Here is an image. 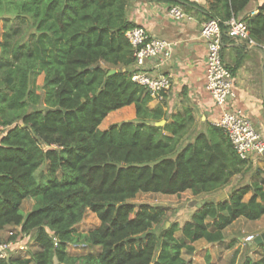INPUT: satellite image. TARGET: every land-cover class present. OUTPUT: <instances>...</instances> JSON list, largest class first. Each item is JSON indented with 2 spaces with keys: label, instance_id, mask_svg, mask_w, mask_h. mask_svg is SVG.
<instances>
[{
  "label": "trees",
  "instance_id": "obj_1",
  "mask_svg": "<svg viewBox=\"0 0 264 264\" xmlns=\"http://www.w3.org/2000/svg\"><path fill=\"white\" fill-rule=\"evenodd\" d=\"M250 1L208 0V19L225 30L236 15L264 44V2L242 15ZM131 2L0 0V234L19 226L35 232L39 246L30 256L11 250L0 264H190L183 254L193 253L197 240L222 241L238 218L264 216V180L204 200L182 224L167 226L166 208L130 201L140 192H216L248 163L214 123L192 137L191 108L168 116L164 102L149 106V91L132 80ZM130 104L134 119L100 128ZM29 198L35 202L25 214ZM88 210L100 224L79 232ZM6 240L20 239L13 232ZM80 244L90 249H70ZM257 247L260 256L242 264H264V243Z\"/></svg>",
  "mask_w": 264,
  "mask_h": 264
},
{
  "label": "crops",
  "instance_id": "obj_2",
  "mask_svg": "<svg viewBox=\"0 0 264 264\" xmlns=\"http://www.w3.org/2000/svg\"><path fill=\"white\" fill-rule=\"evenodd\" d=\"M263 2L264 0H251L242 15L257 11L259 5ZM173 4H179L188 17L176 19L171 16L168 9ZM208 14V0H132L128 9L129 20L136 25H143L153 36L175 43L169 59L148 60L144 69L150 73L172 75L171 89L163 101L168 116L184 107H189L193 110L196 118L195 128L203 131L207 130V123H216L223 110L221 106L214 102L205 87L207 47L205 40L200 35V30L202 24L208 20ZM223 41V61L233 74V89L235 92V96L229 100L227 106L240 110L242 114L249 117L264 137V50L248 46L246 43L227 35H225ZM131 68L135 71L138 66L134 62ZM161 103L152 99L149 106L155 107ZM135 117V105L130 104L110 112L101 122L100 128L106 129L112 123L131 120ZM247 160L248 163L243 172L232 178L234 182L231 180L230 184L224 188V192L228 187L231 188L230 192L235 187L264 180V161L255 155ZM240 179L245 181L239 182ZM251 195L252 192L248 193L245 199H248ZM263 218L264 216L254 222H263ZM242 220L251 222V220L244 217L238 218L223 230L224 238L222 241L209 242L205 239L196 241H199L203 246L202 248L205 249L204 257L207 262L212 259L211 254L216 253L217 247L224 246L222 250L228 253L235 246V242H227L229 241L228 234L230 227L242 222ZM263 232L264 229H255L246 236L250 234L256 236ZM2 233L3 231L0 238ZM239 240V245H242L240 237ZM195 243L193 254L198 252ZM246 243L247 247H257L252 242L248 241ZM189 262L192 263L191 260Z\"/></svg>",
  "mask_w": 264,
  "mask_h": 264
},
{
  "label": "built area",
  "instance_id": "obj_3",
  "mask_svg": "<svg viewBox=\"0 0 264 264\" xmlns=\"http://www.w3.org/2000/svg\"><path fill=\"white\" fill-rule=\"evenodd\" d=\"M168 10L169 14L176 19L188 17L179 4L171 5ZM221 23L218 18H209L202 24L200 30V35L205 40L207 47L205 87L214 102L223 108L215 124L225 129L234 149L241 158L250 159L255 155L264 160V137L262 133L255 127L252 120L242 114L240 110L227 106L229 100L235 96L234 77L222 56L224 35L238 39L248 46H259L263 50L264 44H257L251 38L246 22L236 15H232L224 22L225 30L222 29ZM126 34L135 49V63L138 66L132 73V80L143 85L149 91L152 99L163 102L171 89L172 75L150 73L144 69V66L151 59H169L175 43L153 36L143 25H135ZM12 233L10 232V234ZM254 238L255 236L250 234L246 236L245 241L253 242ZM24 249L26 246L22 241L6 240L0 243V257H7L11 250Z\"/></svg>",
  "mask_w": 264,
  "mask_h": 264
},
{
  "label": "rangeland",
  "instance_id": "obj_4",
  "mask_svg": "<svg viewBox=\"0 0 264 264\" xmlns=\"http://www.w3.org/2000/svg\"><path fill=\"white\" fill-rule=\"evenodd\" d=\"M3 21L0 20V38L1 33L3 31ZM44 83V73L39 74L36 77L35 80V86L37 88V91L39 93L42 92V86ZM197 128L194 132L191 133V136L193 137L195 133L197 132ZM264 161V160H262ZM233 181V180H232ZM245 181V180H239ZM234 182V181H233ZM231 189V188H230ZM229 187L226 188V192H229ZM225 189L216 191V192H210V193H203L200 195H193L191 191H185L180 196L177 195H167V194H160V193H149V192H140L138 193L134 198H132L130 201L135 203L136 205L140 203H148L154 206H157L159 208H166L167 211V217L169 225L171 222L178 221L179 223H183L184 220L189 218L194 211L196 207H198L204 200L212 199V200H218V197L226 192H224ZM33 199H26L23 202L22 205V211L23 213H27L34 205ZM263 222L256 223L254 221H246L242 220V222H239L235 225H232L230 227V231L228 234L229 241L227 242H235L234 247L230 249V251L227 253L225 250H222V247L216 248V253L212 256V259L207 262L204 257V250L201 245V243L196 242L197 247V254H189L184 252L185 258H187L189 261L191 260V264H241L248 256H251L252 259L256 260L260 256V249L256 246L247 247V241L245 242L246 235L249 232H252L253 230H262L264 229V218L262 220ZM166 222V223H167ZM100 220L98 219L97 215L92 212L91 210H88L86 214L84 215L81 222H79L76 225V229L79 232H87L97 226H99ZM10 232H17V236L20 239V241L23 242L24 246H26V249L19 250L18 254H22L23 256H30V254L36 250L39 249V246L37 245L35 241V232H31L29 234L25 232H21V229L19 226H10L7 229H5L2 233V237L0 238V243H3L6 241L7 237L9 236ZM180 232H178L179 234ZM239 237L242 239V245H239ZM203 242V241H202ZM26 244V245H25ZM257 245V244H254ZM83 244L80 245H74L70 249L73 252H83L90 249L89 246L83 247ZM236 246H239L238 248ZM195 257V258H193Z\"/></svg>",
  "mask_w": 264,
  "mask_h": 264
},
{
  "label": "water",
  "instance_id": "obj_5",
  "mask_svg": "<svg viewBox=\"0 0 264 264\" xmlns=\"http://www.w3.org/2000/svg\"><path fill=\"white\" fill-rule=\"evenodd\" d=\"M254 47L259 48L260 50L263 51V49L261 47H259V46H254ZM115 72H116V69H111L110 72H109V74H112V73H115ZM164 123H165V120L163 119V120L159 121L157 124L158 125H163ZM226 196L227 195L225 193H222L218 197V200H222ZM167 226H169V222H167ZM252 243H254V244H262V243H264V232L261 233V234L256 235Z\"/></svg>",
  "mask_w": 264,
  "mask_h": 264
}]
</instances>
